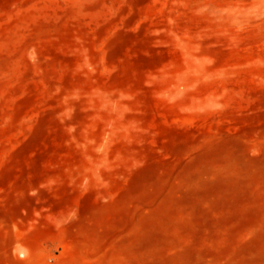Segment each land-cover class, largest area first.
<instances>
[{"label": "rangeland", "instance_id": "obj_1", "mask_svg": "<svg viewBox=\"0 0 264 264\" xmlns=\"http://www.w3.org/2000/svg\"><path fill=\"white\" fill-rule=\"evenodd\" d=\"M0 264H264V0H0Z\"/></svg>", "mask_w": 264, "mask_h": 264}]
</instances>
